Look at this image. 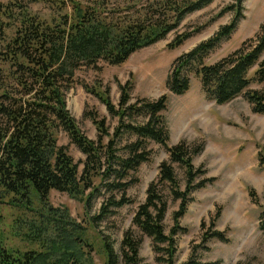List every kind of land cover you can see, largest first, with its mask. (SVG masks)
<instances>
[{"label":"trees","instance_id":"16d2710c","mask_svg":"<svg viewBox=\"0 0 264 264\" xmlns=\"http://www.w3.org/2000/svg\"><path fill=\"white\" fill-rule=\"evenodd\" d=\"M213 1L70 0L68 10L50 20L38 16L18 0H0V203L10 197L13 205L33 212L31 220L17 224L18 234L21 232L32 248L8 247L0 235V264H95L84 227L72 219L67 207H54L50 203V192H67L82 201L87 196L86 209L99 195V187L93 182L96 175L101 176L107 191L126 192L132 184L128 179L130 172L150 158V140L162 145L169 158L160 164L158 177L150 183L147 199L139 206L134 224L152 237L156 250L166 249L171 256L167 264H174L173 236L178 225L174 233H166L163 221L168 200L164 189L171 198L180 200L175 214L178 221L186 213L192 194L216 180L215 176H207L203 166L197 167L193 162L203 150V143L190 144L181 139L170 144V129L162 114L169 103L168 94L156 99L140 97L132 102L133 86L129 81L120 85L118 105L109 96H102L109 113L119 119L113 134L106 127L105 118L88 115L98 129L95 141L81 130L69 112L65 90L77 69L95 68L100 61L124 64L134 52L165 38L189 14ZM241 1L238 0L230 23L174 60L167 79L171 93L185 94L195 75L208 98L218 104L245 95L252 110L264 114V90L251 88L253 83L264 84V24L255 37L244 40L216 62H206L209 54L236 30L243 16ZM198 31L177 34L169 43L170 48L182 45ZM60 128L86 156L82 169L66 146L58 143L56 134ZM126 133L136 136V140L125 144L123 153H119L116 145ZM105 136H110L106 143ZM176 165L183 170L184 188ZM128 201L125 197L109 198L102 207V215L112 206H122ZM216 221H212L213 226ZM259 229L264 234V211L260 214ZM204 238L229 241L225 231L212 228ZM165 243L168 246L162 247ZM141 244V238L126 235L122 244L125 264H138ZM106 251L107 264H118L119 255L113 247L106 244ZM181 264H221V261H202L191 255Z\"/></svg>","mask_w":264,"mask_h":264},{"label":"rangeland","instance_id":"374dc122","mask_svg":"<svg viewBox=\"0 0 264 264\" xmlns=\"http://www.w3.org/2000/svg\"><path fill=\"white\" fill-rule=\"evenodd\" d=\"M18 1L28 5L38 16L50 20L59 18L68 10L66 5H70V0ZM237 2L214 0L207 7L189 14L165 38L134 52L124 64L110 65L100 61L95 68L82 66L75 71L71 85L65 90L69 112L81 130L95 141H98V129L88 115L105 118L106 127L113 134L119 119L109 113L102 96H109L110 101L118 105L120 85L129 81L133 86L132 102L140 97L156 99L168 94L169 103L162 114L170 129V144L181 139L190 144L203 143V150L193 162L197 167L203 166L207 176H215L216 180L192 194L186 213L178 221L175 214L180 200L171 198L168 190L164 189L168 200L163 221L166 233L171 235L178 225L173 236L176 247L174 264L184 263L191 255L202 261L220 260L221 264H264V234L259 229L260 214L264 211V114L255 113L245 95L218 104L208 98L200 78L195 75L191 78L190 89L183 95H175L167 88L174 60L230 23L236 14ZM241 7L243 16L236 30L209 54L206 62H216L259 32L264 24V0H242ZM194 29L199 31L182 45L170 48L169 43L177 34ZM251 88L264 90V84L253 83ZM56 135L58 143L66 146L82 169L86 156L70 142L61 128ZM109 139L110 136H105L104 143ZM134 140L136 136L124 134L116 145L119 153H123L125 144ZM148 147L151 149L150 158L130 172L128 179L132 184L126 192L107 191L100 175L93 177V182L99 187V195L88 209L85 207L87 196L82 201L67 192H50V203L54 207H67L72 219L84 227L85 237L92 245L95 264H107L106 244L119 255L118 264H125L122 244L126 235L142 239L138 264H167L171 257L166 254V249L156 250L152 237L143 234L134 224L139 206L147 199L150 183L158 177L160 164L169 158L167 150L159 143L150 140ZM176 171L184 188L183 170L176 165ZM122 197L129 201L122 206H112L102 215V207L107 205L109 198L120 200ZM33 205L36 208L38 202ZM32 218L33 212L13 205L10 197L2 200L0 235L8 247L32 248L30 241L21 232L18 234L17 229L18 222L26 223ZM214 219L217 220L215 226L212 225ZM211 228L225 231L229 241L206 240L204 236ZM167 246L168 243L162 244V247Z\"/></svg>","mask_w":264,"mask_h":264}]
</instances>
